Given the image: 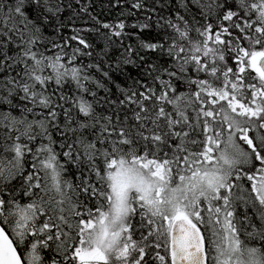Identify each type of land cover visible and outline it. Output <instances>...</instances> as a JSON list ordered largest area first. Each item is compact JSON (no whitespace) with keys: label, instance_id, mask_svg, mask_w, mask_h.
<instances>
[{"label":"snow or ice","instance_id":"snow-or-ice-1","mask_svg":"<svg viewBox=\"0 0 264 264\" xmlns=\"http://www.w3.org/2000/svg\"><path fill=\"white\" fill-rule=\"evenodd\" d=\"M0 264H264V0H0Z\"/></svg>","mask_w":264,"mask_h":264}]
</instances>
